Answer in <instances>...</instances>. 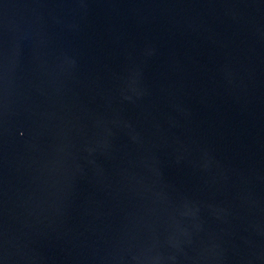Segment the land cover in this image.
I'll return each mask as SVG.
<instances>
[{
    "label": "water",
    "instance_id": "1",
    "mask_svg": "<svg viewBox=\"0 0 264 264\" xmlns=\"http://www.w3.org/2000/svg\"><path fill=\"white\" fill-rule=\"evenodd\" d=\"M0 264H264V0H0Z\"/></svg>",
    "mask_w": 264,
    "mask_h": 264
}]
</instances>
